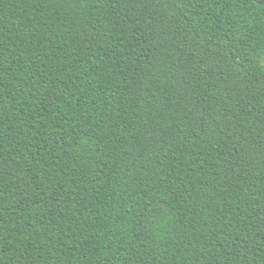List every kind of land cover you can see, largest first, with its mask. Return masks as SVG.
<instances>
[{"label": "trees", "instance_id": "16d2710c", "mask_svg": "<svg viewBox=\"0 0 264 264\" xmlns=\"http://www.w3.org/2000/svg\"><path fill=\"white\" fill-rule=\"evenodd\" d=\"M0 264H264V0H0Z\"/></svg>", "mask_w": 264, "mask_h": 264}]
</instances>
